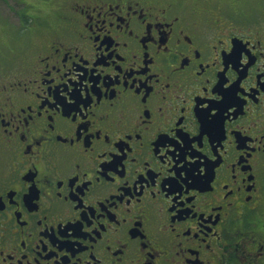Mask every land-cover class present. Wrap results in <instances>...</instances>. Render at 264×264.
Wrapping results in <instances>:
<instances>
[{"label":"flooded vegetation","instance_id":"obj_1","mask_svg":"<svg viewBox=\"0 0 264 264\" xmlns=\"http://www.w3.org/2000/svg\"><path fill=\"white\" fill-rule=\"evenodd\" d=\"M242 3L45 0L0 29V264H264Z\"/></svg>","mask_w":264,"mask_h":264},{"label":"rangeland","instance_id":"obj_2","mask_svg":"<svg viewBox=\"0 0 264 264\" xmlns=\"http://www.w3.org/2000/svg\"><path fill=\"white\" fill-rule=\"evenodd\" d=\"M45 0H0V29L8 27H16L22 30L24 24L32 25L35 22L37 14L45 13L41 10L42 2ZM243 7L248 9L250 13L264 14V0H241ZM32 4H36L31 6ZM261 11V12H260ZM25 13L30 16L26 17ZM262 16L260 19H263ZM40 20V18H37Z\"/></svg>","mask_w":264,"mask_h":264},{"label":"snow or ice","instance_id":"obj_3","mask_svg":"<svg viewBox=\"0 0 264 264\" xmlns=\"http://www.w3.org/2000/svg\"><path fill=\"white\" fill-rule=\"evenodd\" d=\"M145 99V102H147V97H145L144 98ZM245 102H246V95H245ZM229 107H231V106H229ZM161 111H163L164 109H163V107H161V109H160ZM18 131H19V129H17ZM222 146V145H221ZM195 154V153H194ZM179 161H177V163H178ZM153 183H155V180H153ZM154 195V194H153ZM124 247H127V243H125V245H124Z\"/></svg>","mask_w":264,"mask_h":264},{"label":"bare ground","instance_id":"obj_4","mask_svg":"<svg viewBox=\"0 0 264 264\" xmlns=\"http://www.w3.org/2000/svg\"><path fill=\"white\" fill-rule=\"evenodd\" d=\"M62 50V49H61ZM61 52V51H60Z\"/></svg>","mask_w":264,"mask_h":264}]
</instances>
